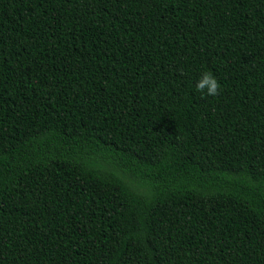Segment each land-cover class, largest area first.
<instances>
[{"label":"trees","instance_id":"16d2710c","mask_svg":"<svg viewBox=\"0 0 264 264\" xmlns=\"http://www.w3.org/2000/svg\"><path fill=\"white\" fill-rule=\"evenodd\" d=\"M0 264H264V0H0Z\"/></svg>","mask_w":264,"mask_h":264},{"label":"clouds","instance_id":"9594fccd","mask_svg":"<svg viewBox=\"0 0 264 264\" xmlns=\"http://www.w3.org/2000/svg\"><path fill=\"white\" fill-rule=\"evenodd\" d=\"M207 89L206 94L210 96H218L220 94L221 86L219 82L216 80L214 76L210 73H205L200 81L197 83V90L201 93L205 92Z\"/></svg>","mask_w":264,"mask_h":264}]
</instances>
